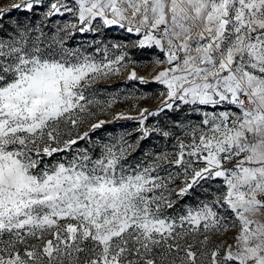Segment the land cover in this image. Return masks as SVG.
<instances>
[{"label":"snow or ice","instance_id":"1","mask_svg":"<svg viewBox=\"0 0 264 264\" xmlns=\"http://www.w3.org/2000/svg\"><path fill=\"white\" fill-rule=\"evenodd\" d=\"M24 7L31 10L33 0ZM65 11L78 17L81 32L97 18L123 28V21L131 24L139 17L145 29L139 47L155 45L166 55V61L155 64L168 67L153 78L167 89L160 94L167 97L164 108L179 100L239 109L205 112L202 126L190 128L191 143H181L169 161L182 165L186 176L191 169L177 196L198 180L223 178V198L212 204L230 215L203 203L184 216H165L163 208L173 203L167 194L175 191L169 187L174 177L160 175L157 168L167 155L129 170L119 163L133 147L127 142L118 150L105 145L100 159L84 154L67 165L42 166L44 156L77 143L62 139V127L97 115L93 106L100 101L86 96L85 89L126 69L127 54L96 62L62 45L58 52H46L39 45L28 48L27 32L21 31L19 39H0V264H177V258L180 264H198L191 244L180 255L178 238L233 228L238 231L232 243L223 241L200 257L210 256L208 264H264V0H74L73 6L55 0L45 15ZM70 26L75 27H64ZM127 31L139 34L141 28ZM128 78L147 83L135 71ZM147 111L142 110L140 123ZM234 159L233 168L224 166ZM201 161L202 167H193Z\"/></svg>","mask_w":264,"mask_h":264},{"label":"rangeland","instance_id":"2","mask_svg":"<svg viewBox=\"0 0 264 264\" xmlns=\"http://www.w3.org/2000/svg\"><path fill=\"white\" fill-rule=\"evenodd\" d=\"M27 2L28 0H0V13L3 14V18L0 19V39H19V33L24 31L27 32L25 39L28 48L39 45L46 52H58L60 45H62L63 49L90 56L96 62H107L114 60L122 53L127 54L122 62L127 64L126 69L122 68L118 75L110 74L108 77H101L85 89L86 96L94 97L100 101L99 106H93L97 115L90 117L76 127H62V139H77V143L72 145L69 150L54 153L51 157L44 156L42 166L45 164L51 166L57 162L67 165L77 155L84 154L90 156L92 160L100 159L106 151L105 145H115L114 150H118L122 144L127 142L133 147L126 152L119 163L129 170H138V166L139 168L146 167L156 162L158 157L167 155V160L160 159L158 161L157 168L160 175L166 176L168 172H171L174 177L169 182V187L175 191L167 194L173 203L172 207L163 208L165 216L173 218L184 216L189 209L195 211L201 208L203 203H208L221 215H230V213H225L223 209H220L218 205L212 204V201L217 197L223 198V193L226 190L223 178L198 180L185 195L177 196V192L183 186L184 181L190 179L191 169L186 176L181 170L182 165L177 166L174 163H169V161L175 159L181 143L185 145L191 143L190 128L202 126L201 120L205 112L218 114L221 111L238 112L239 109L228 103L213 108L203 105H186L179 100L174 103L169 101V103H173L171 109L164 108L167 97L166 95L162 97L160 94L166 93L167 89L164 85L155 82L153 78L158 72L168 67L166 63L160 66L155 64L156 60L166 61V55L155 45L139 47L137 42L143 38L145 31L144 26L139 24V17L133 20L131 24L127 20L123 21L125 25L123 28L119 25H105L100 18H97L92 22L91 28L81 32L79 28L83 25L79 24L78 17L71 12L65 11L63 15H45L55 0H40L39 4L33 0L31 10L24 7ZM67 2L69 6L74 5V0H67ZM16 4H19L20 7H15ZM65 25H75V27L65 28ZM130 26L140 27L141 32L137 34L135 31H127ZM58 29L64 30L58 31ZM117 45L119 47H116ZM181 55L183 54L181 53ZM132 71H135L138 77H144L147 83L130 80L128 77ZM113 98H115V102L109 107L108 102ZM244 102L245 107H250L247 100ZM100 108H103V111H100ZM143 109L148 111L143 113L146 119L140 123ZM121 113L126 118L117 119L116 116ZM151 113H156V115H151ZM99 120H104L106 123L101 128L90 129V123ZM84 132H88V136L79 139L78 137ZM198 135L199 132H197ZM140 137L143 138L140 139ZM187 151L186 148V160L189 159ZM191 159L195 160V158ZM235 163L236 160L234 159L225 162L224 166L233 168ZM202 166V161L193 165L196 168ZM66 222L75 223L74 221H62L61 223ZM187 227L188 225L185 224V228ZM178 231H183V229H178ZM237 231V228H233L228 232H216L214 230L205 232L201 230L187 233L183 238H178V243L182 246L180 255H185L184 249L191 244L193 246L191 250L197 252L198 264H200L201 259H203L204 264H208L210 256L201 258L199 253L201 251L210 252L223 241L232 243V238ZM205 237H207V243L203 244L201 242L205 240ZM47 238L50 239L51 237ZM177 264H180L178 258Z\"/></svg>","mask_w":264,"mask_h":264}]
</instances>
